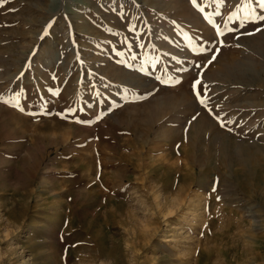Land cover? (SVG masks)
<instances>
[{
  "label": "rangeland",
  "instance_id": "1",
  "mask_svg": "<svg viewBox=\"0 0 264 264\" xmlns=\"http://www.w3.org/2000/svg\"><path fill=\"white\" fill-rule=\"evenodd\" d=\"M259 15L0 0V264H264Z\"/></svg>",
  "mask_w": 264,
  "mask_h": 264
},
{
  "label": "snow or ice",
  "instance_id": "2",
  "mask_svg": "<svg viewBox=\"0 0 264 264\" xmlns=\"http://www.w3.org/2000/svg\"><path fill=\"white\" fill-rule=\"evenodd\" d=\"M193 3H195V0H193ZM242 3H245V0H242ZM246 3H247V5L250 6L251 0H246ZM258 6L260 9L264 10V0H258ZM253 11H255V10H253ZM230 19H231V17H230ZM258 19L261 21H264V15H259ZM198 83H199V81H196V84H198ZM196 84L193 85L194 89H195ZM5 103H7V101H5Z\"/></svg>",
  "mask_w": 264,
  "mask_h": 264
},
{
  "label": "bare ground",
  "instance_id": "3",
  "mask_svg": "<svg viewBox=\"0 0 264 264\" xmlns=\"http://www.w3.org/2000/svg\"><path fill=\"white\" fill-rule=\"evenodd\" d=\"M187 176H189V175H187ZM188 187V186H187ZM181 202V201H180ZM172 204V203H171ZM161 213H163V212H161ZM167 216H168V214H167ZM164 219V218H163Z\"/></svg>",
  "mask_w": 264,
  "mask_h": 264
}]
</instances>
